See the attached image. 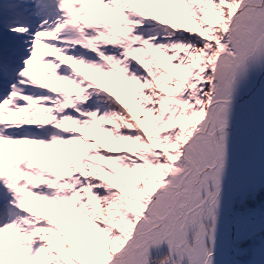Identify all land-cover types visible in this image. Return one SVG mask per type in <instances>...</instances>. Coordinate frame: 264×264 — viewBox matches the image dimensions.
Masks as SVG:
<instances>
[{"label":"snow or ice","instance_id":"snow-or-ice-1","mask_svg":"<svg viewBox=\"0 0 264 264\" xmlns=\"http://www.w3.org/2000/svg\"><path fill=\"white\" fill-rule=\"evenodd\" d=\"M0 264H264V0H0Z\"/></svg>","mask_w":264,"mask_h":264}]
</instances>
